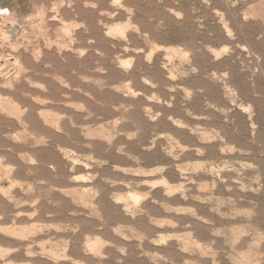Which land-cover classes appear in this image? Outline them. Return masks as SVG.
Here are the masks:
<instances>
[{"label":"rangeland","instance_id":"obj_1","mask_svg":"<svg viewBox=\"0 0 264 264\" xmlns=\"http://www.w3.org/2000/svg\"><path fill=\"white\" fill-rule=\"evenodd\" d=\"M115 1L0 0V264H264V0Z\"/></svg>","mask_w":264,"mask_h":264},{"label":"bare ground","instance_id":"obj_2","mask_svg":"<svg viewBox=\"0 0 264 264\" xmlns=\"http://www.w3.org/2000/svg\"><path fill=\"white\" fill-rule=\"evenodd\" d=\"M117 1V0H116ZM115 1V2H116ZM118 1H120L121 2V0H118ZM119 3V2H118ZM115 4V3H114ZM54 6V5H53ZM55 6H57V5H55ZM54 6V7H55ZM61 6V5H60ZM59 6V7H60ZM173 11V10H172ZM6 17V20L7 19H9L10 18V13H9V11L7 10V9H0V17ZM109 17H111V16H109ZM113 17V16H112ZM13 18V17H12ZM15 19V18H14ZM42 22H44V20L42 21ZM41 22V23H42ZM44 23H46V22H44ZM14 24V23H13ZM39 24V23H38ZM45 25V24H44ZM28 26V25H27ZM34 26H36V25H33V27ZM31 27V26H30ZM119 27V26H118ZM121 27V26H120ZM126 27V26H125ZM105 28V27H104ZM121 28H123V27H121ZM127 28V27H126ZM33 29V28H32ZM37 29V28H36ZM40 29V28H39ZM39 29H37L38 31H39ZM74 29V28H73ZM107 29V28H106ZM109 29V28H108ZM115 30H116V28H114ZM118 29V28H117ZM120 29V28H119ZM124 29V28H123ZM10 30V31H9ZM8 30V33H7V35L9 34L10 36V38L8 37V39H11L12 37H14V38H18V40L19 39H22L23 37H25L26 36V33H24V31H21V28H20V26L18 27L16 24L14 25V26H11L10 27V29ZM31 30V29H30ZM63 30V32H65V33H67V29L65 28V29H62ZM61 30V31H62ZM113 30V29H112ZM112 30H111V33H112ZM114 30V32H116V34H117V31H115ZM125 30H127V29H124V31ZM26 31V30H25ZM31 31H33V30H31ZM60 31V32H61ZM2 32V31H1ZM0 32V33H1ZM108 32V31H107ZM113 32V34H115ZM122 32V31H121ZM109 33V32H108ZM119 33V32H118ZM123 33V32H122ZM3 34V33H2ZM121 34V33H120ZM120 34H118V35H120ZM33 35V34H32ZM66 35V34H65ZM110 35V34H109ZM1 36V35H0ZM5 38H6V36H5ZM34 38V37H33ZM38 38V37H37ZM44 38V37H43ZM46 38V37H45ZM7 39V38H6ZM11 40H15V39H11ZM26 40V39H25ZM24 40V41H25ZM10 41V40H9ZM17 41V40H16ZM123 41V40H122ZM28 42V41H27ZM30 42V41H29ZM14 43V42H13ZM65 43V42H64ZM73 43V42H72ZM4 44V43H3ZM38 44V43H37ZM22 45V44H21ZM20 46V45H19ZM26 46V45H25ZM63 46V47H62ZM61 46V48L62 49H64L65 50V47H66V44H65V46L64 45H62ZM27 47H28V45H27ZM50 48V47H49ZM26 49V48H25ZM24 49V50H25ZM66 49H67V47H66ZM48 50V49H47ZM68 51H70L69 49H67ZM29 51V50H28ZM22 52V51H21ZM81 52V51H80ZM24 53H25V51H24ZM27 53V52H26ZM175 53V52H174ZM21 54V53H20ZM84 54V53H83ZM19 55V54H18ZM82 55V54H81ZM16 59H17V61H18V56H16ZM19 62H21V61H19ZM126 62V61H125ZM131 62V61H130ZM132 63V62H131ZM21 64V63H20ZM125 64V63H124ZM130 64V63H129ZM122 65H123V63H122ZM126 66V65H125ZM17 67H20V66H17ZM71 67V66H70ZM66 68V67H65ZM80 68V67H79ZM130 68V67H129ZM17 69V68H16ZM19 69V68H18ZM20 70H22V68L20 69ZM20 70L19 71H17L18 72V74H20L19 72H20ZM23 70H24V68H23ZM71 70V69H70ZM22 72V71H21ZM24 72V71H23ZM26 73V72H25ZM18 74H13L14 76H16V75H18ZM23 74V73H22ZM69 74V73H68ZM70 75V74H69ZM12 77V76H11ZM18 77V76H17ZM3 78V77H2ZM69 78V77H68ZM9 79V78H8ZM11 79V78H10ZM14 79V78H13ZM18 79V78H17ZM73 79V78H72ZM67 80V79H66ZM70 80V79H69ZM10 82V81H9ZM76 82H77V80H76ZM74 84H75V81L73 82ZM72 83V84H73ZM79 83V82H78ZM1 84V83H0ZM12 84V83H11ZM7 86H8V83L6 84ZM0 86H3V82H2V85H0ZM67 86V85H66ZM9 87V86H8ZM7 87V88H8ZM3 88V87H2ZM4 88H6V87H4ZM131 92V91H130ZM61 93V92H60ZM23 104V103H22ZM33 111V110H32ZM8 233V232H7Z\"/></svg>","mask_w":264,"mask_h":264},{"label":"built area","instance_id":"obj_3","mask_svg":"<svg viewBox=\"0 0 264 264\" xmlns=\"http://www.w3.org/2000/svg\"><path fill=\"white\" fill-rule=\"evenodd\" d=\"M1 18V17H0Z\"/></svg>","mask_w":264,"mask_h":264}]
</instances>
